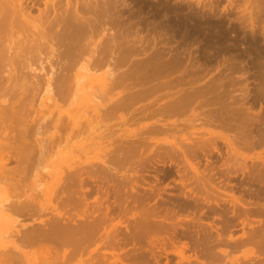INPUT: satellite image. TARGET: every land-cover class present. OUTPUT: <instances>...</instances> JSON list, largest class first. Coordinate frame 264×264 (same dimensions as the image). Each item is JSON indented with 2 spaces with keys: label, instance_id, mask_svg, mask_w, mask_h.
I'll use <instances>...</instances> for the list:
<instances>
[{
  "label": "bare ground",
  "instance_id": "6f19581e",
  "mask_svg": "<svg viewBox=\"0 0 264 264\" xmlns=\"http://www.w3.org/2000/svg\"><path fill=\"white\" fill-rule=\"evenodd\" d=\"M219 3L135 0L131 10L127 0H0V218L7 222L0 225V264H264V156L248 164L236 151L239 142L264 147V53L252 19L264 0H248L236 23L218 14ZM149 12L160 20L141 17ZM169 30L172 39L182 38L181 46L197 42L201 58L212 51L218 60L229 52L230 72L204 80L207 69L185 64L179 53L165 59L168 38L160 35ZM247 51L260 68L259 82L253 95L237 96L231 72L248 68ZM179 69L183 75H169ZM90 70H102L98 81L109 85L91 110L61 114L50 91L53 102L36 109L41 87L51 85L65 99ZM150 96L156 108L135 107ZM259 100V110L246 103ZM197 106L207 107L200 113L204 124L235 131L224 138L226 150L209 129L190 143L156 144L144 133H166L160 119L138 132L124 127L153 118L154 111L185 114ZM105 116L117 122L103 123ZM73 133L78 142L66 140ZM51 150L65 155L55 163ZM177 151L184 160L178 164L181 188L166 199L170 205L151 206L146 172L154 167L153 154ZM199 153L210 168L201 165ZM224 153L237 156L218 163ZM51 165L55 171L44 170ZM240 228L243 237L233 238ZM244 245L255 248L242 254H252L251 261L234 254Z\"/></svg>",
  "mask_w": 264,
  "mask_h": 264
},
{
  "label": "rangeland",
  "instance_id": "374dc122",
  "mask_svg": "<svg viewBox=\"0 0 264 264\" xmlns=\"http://www.w3.org/2000/svg\"><path fill=\"white\" fill-rule=\"evenodd\" d=\"M151 1L156 2V0H151ZM164 1H166V0H164ZM168 1L172 4L175 3V0H168ZM177 1H179V2L191 1V2H199V3L204 2V3H206L210 0H177ZM127 2L129 3L131 10L135 9V0H127ZM219 2L220 3L218 5V8H219L220 13H218V14H225V15L229 16V18L232 20V21L230 20L231 22H233V20H236L237 16H241L243 14V12H242L243 8L248 6V0H219ZM146 10L148 11V9H146ZM150 15H151V12H149L148 14L144 13L141 15V17H143L144 20L150 21L153 24L160 20V19H154V18L150 17ZM217 16H219V15H217ZM262 16H264V8L263 7H258V8H255L253 10L252 19H253V21H255L254 22V26L256 28L255 32L257 33V35H259L262 38V39H260V42L258 44L259 46L257 45V47L259 48L260 52L263 51L262 53H264V47H263L264 43H261V41L264 38V31H263L264 22L261 20ZM224 19H225V17H224ZM226 19H227V17H226ZM233 23H236V22H233ZM147 28H150V25L144 28L143 33L147 32L146 31ZM259 28L261 31H258ZM113 31H114V28L111 29L110 31H109V29L103 30L102 33H100L98 36L95 37V41L97 43L99 41H102L104 39L105 34H108L109 32H113ZM246 31L250 33L249 30H246ZM235 32L238 35L239 32L238 31H235ZM235 32L234 33L231 32L230 34L235 35L236 34ZM154 36H156V34ZM160 37L168 38L167 44L165 46L166 50H163L165 59L171 58V57L175 56L177 53H179V55L183 58V62L185 64H190V65L193 64V67H195V68L202 66V68L207 69V72L205 73V75L203 77L204 80H208L210 77H213L215 74H218L219 71H221V70H224L228 73L230 72L227 69L226 61L224 60V58L229 57V52H225L223 54V57H219L218 60L216 59V57L214 56L212 51H209L207 53L208 56L206 58H201L199 55V53H200L199 48L200 47L197 44V42L194 41L189 46H181L182 38H179L177 36L178 38L172 39L171 30H169L165 33H162L160 35ZM238 40H239V42L241 41L240 38H238ZM261 44H263V45H261ZM247 45H248V43L242 44L241 46L245 47ZM154 46H155V44H151V46L145 51V53H140V54L146 55V54L150 53ZM176 47H182V48L175 49ZM244 55H245V58L243 59V63H247L248 68L244 69L242 71L231 72V74L236 78V82H234L232 89L234 91L233 94L237 95V96H240V94L244 91H247V93H249L250 95H253L255 93V87H256L257 83L259 82L258 76H259L260 68L252 66L253 52L247 51L244 53ZM138 56H140V55L133 56L132 59L134 60V58H137ZM86 58H90V56L87 55ZM141 58H143V57H141ZM123 68L125 69V66ZM123 68L121 67L122 70H123ZM102 70L104 72V69H102ZM102 70L101 71L90 70L88 72L90 75L87 74V76H86L87 78L84 77V78L79 79L78 83L80 85L75 82L77 84V86H74L76 84L73 83L74 84L73 85L74 91H73V89H71V92H69L68 97H65V99L59 98L56 95V93L52 92L51 85L50 86L48 85V87L45 89H43V87H41L37 97L34 100V104H35L36 109L38 107L40 109L41 105L43 106V104L47 105L50 102L51 103L53 102V99H51L52 101H50V99L47 98V97H49L48 95L50 94L52 98L54 97L56 103H58L62 106L61 114H63L65 111H68V110H70V111L76 110L77 113L72 112V114L81 115L83 111L88 110V109L91 110L90 107L92 106V104L96 105L97 103H99L98 99L103 97V95L104 96L107 95L109 85L106 84L105 87L102 88L100 81H98V77L100 76V73H103ZM84 72H85V70H84ZM183 72H184L183 69H179V70L174 71L173 73H170L169 75L170 76H179V75H183ZM86 73H87V71H86ZM101 76H102V74H101ZM88 77H90V78H88ZM47 79H52V76L48 75ZM106 81H108V80H106ZM49 87H50V89L48 90ZM78 87H79V89L75 90ZM116 90H118V88ZM48 91H50V93ZM76 91H78V92H76ZM74 93L76 95H78L77 96L78 99L76 100L78 102L77 105H76V101L74 100V96H73ZM70 100L71 101L74 100L72 102V104H69ZM87 102H88V104H87ZM137 103H135L136 104L135 107H137V106L139 107L141 105H144L145 103H150L151 105H153L154 108H156V105H157V103H155V97H151V96L148 97L147 99L139 100V101H137ZM246 103H247V105L253 106L254 110H259L260 109L259 107L261 105H263V100H259L256 105L251 104V102H249V103L246 102ZM85 104H87V105H85ZM91 108H93V106ZM205 108H207V107L202 108L201 106H197V107L187 111L185 114H170V113H165V112L154 111L153 118L145 119V120L137 119L135 121H128V123H126V125H124V127L130 128L131 130H134V132H138L136 130L137 129L138 130L143 129L141 127L144 125L145 122H147L146 123V125H147L148 123L153 122V120L155 118L160 119L161 121L166 123L165 124L166 127L168 126L169 130L166 133H160V132H159V134H156V133L146 134V133H144L145 135H147L146 137L148 139H150L149 140L150 142L157 138L156 140H154V142H157L156 144H160L159 143L160 140L163 144H168L172 141H178L181 143H190V140H192L194 138H198L200 135H202L200 133L201 131H205V129H209L212 131V133H214V134H210L211 137L214 136L215 134L219 133L213 137L214 138L213 140L214 141L217 140L218 141L217 144L220 145L221 149L224 151V150H226V143L224 141V138H226V137L229 138L230 136L232 137L234 135L235 131L234 130H227V129L224 130V128L222 129V128L217 127L215 125L204 124L203 118H202L203 115L200 113ZM39 109H37V110H39ZM83 109H85V110H83ZM121 113L122 114L124 113L123 115H125V114L127 115V113L125 111H120V113H118V114H121ZM57 115H58V113H56L54 117L58 118L59 116H57ZM116 116H118V115L116 114L115 117ZM105 118H106V120L105 119L102 120L103 123H105V121H106V123L110 121L109 122L110 124L115 122V121L117 122L116 118H115V120L113 117H110V116H105ZM119 129L117 130V132L120 131ZM121 132L122 131H120L118 134L120 135ZM191 132H194V133H191ZM118 134L116 135V138L119 136ZM75 135H76V133L71 134L69 136V138H67L66 140L69 142H72V143L78 142ZM148 135H150L151 137ZM210 135L204 134V137L207 138ZM174 137H175V139L172 140V138H174ZM116 140L117 139H115L114 143H116ZM162 140H164V141H162ZM213 140L211 139V141H213ZM111 141H114V140H111ZM154 142L152 141V143H154ZM239 143L236 146V151L238 153H240L239 154L240 156L245 158L244 160L248 164H251V162L256 163L259 160L257 158V156H259V155L264 156V147L263 146L248 147V146H244L242 143H240V144ZM154 146H155V144H154ZM155 147H153V148H155ZM62 151L64 152V150H62ZM61 152H59V153H61ZM63 152L60 155L59 154L57 155V153H56V155H54L55 153L53 152V150H51V151H48L47 154L53 155L54 156L53 160L56 163L59 160L57 157L61 158V156L63 157L65 155V153H63ZM198 155L200 157L199 159L202 162L201 165L203 166L204 165L203 162H206V159L201 153H199ZM153 156L155 159L154 164H153L154 167L150 170V172L149 171L146 172L147 175H150L149 181H151L150 183L153 185L152 186L153 195H152V199H151V201H152L151 206L165 202L167 198H173L175 196L174 194H178V192L181 188V179H182V174H180L182 166L179 167L178 164L182 165V163L184 161L183 158L180 156V153L178 151L176 153H168V154L164 153V152H157V154H155V155L153 154ZM235 156H237V155L236 154L230 155L228 153H224L223 156H221L218 159L219 160L218 163H220L224 159V157L234 158ZM213 159H215V158H213ZM162 160L165 161L164 164H161L160 161H162ZM155 161L157 162V164H155ZM207 164H208V162H207ZM207 164H205V165H207ZM17 165H18L17 163L11 162L8 166H13L15 169V167ZM205 165H204V167L210 168L209 167L210 163L208 166H205ZM54 167H55L54 165H51L50 167H47L44 170L46 171V169L50 168L49 170L55 171L56 167L55 168ZM44 170L43 169L37 170L36 173L43 172ZM35 171H36V169H35ZM190 175H192V174H190ZM241 176L244 177L246 175H242L241 173H237L235 178L241 177ZM165 204L170 205V203L168 201H166ZM210 219H212V217H210ZM26 220L27 219L24 220V222H26V224L25 223L24 224L29 225L30 220L29 219L27 221ZM214 221H218V220L216 219ZM5 223H7V222L3 221L0 218V225L7 226V224H5ZM242 232L243 231L240 228L239 231L237 230V233L233 234V238L237 239V238L243 237ZM8 234H9V232H7L6 235H8ZM1 235H2V233H1ZM248 249H249V251L255 250V248L253 246L244 245L243 247H241L240 250L234 252V254L237 255L238 257H240L239 260L246 259L245 261H247V259L250 258L248 260L251 261L250 256L252 254L249 255L248 258H246V257L244 258L246 253L248 256V252H247ZM253 256H254V254H253ZM177 260H178L177 256L173 255L172 262L176 263V262H178Z\"/></svg>",
  "mask_w": 264,
  "mask_h": 264
}]
</instances>
